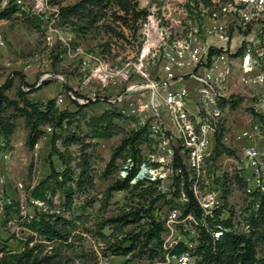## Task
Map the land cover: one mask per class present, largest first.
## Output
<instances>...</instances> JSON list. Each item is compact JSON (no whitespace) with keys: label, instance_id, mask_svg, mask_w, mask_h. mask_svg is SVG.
I'll use <instances>...</instances> for the list:
<instances>
[{"label":"rangeland","instance_id":"374dc122","mask_svg":"<svg viewBox=\"0 0 264 264\" xmlns=\"http://www.w3.org/2000/svg\"><path fill=\"white\" fill-rule=\"evenodd\" d=\"M80 1L61 0L57 8L61 11ZM214 1L218 0L206 6L200 0H136L137 9L148 16L137 23L129 16L124 24L118 18L124 14L115 0H101L103 6L107 4V12L89 29L85 19H63L62 14L53 20L15 9L0 12V16L5 15L0 17V263L7 255L23 252L28 243L29 248L45 246L42 255L58 248L68 264L111 259L117 256L114 251L119 247H133V259L150 255L148 247L143 248L148 215H144V223L126 224L120 219L135 209L144 210L152 190L129 186L109 191L119 179L123 160L137 156L136 149L147 152L154 146L149 135L142 133L135 147L127 145L109 167L122 142L145 129L127 104L118 99L126 96L130 87L158 76L165 44H171L176 35L186 34L190 23L201 25L202 15L213 11ZM205 22L209 23L207 19ZM240 40V36H234V51L239 49ZM213 42L216 40H210ZM249 45L244 42L241 47L247 49ZM262 47L264 44L260 53L252 47V56L255 70L264 73ZM237 68L225 91L230 101L221 105L218 117L221 145L216 157L228 160L227 182L230 173H234L232 181L236 180L235 162L229 160L237 158L238 134L254 126L264 132V81L242 85ZM8 81L11 86L2 90ZM60 98L64 101L61 104ZM10 101L20 108L36 105L43 111L52 103L50 118L39 129L34 147L28 143L31 130L27 115ZM88 101L96 102L80 108ZM62 113L70 117L60 128L57 125ZM8 125L14 127L10 135L6 134ZM54 136L63 161L52 154ZM51 163L60 174L70 171L72 175L69 206L60 190L46 192L45 202L32 196L50 175ZM237 196L235 193L234 201ZM43 216L53 217V222L62 219L60 226L70 233L67 242H47L29 228L35 217ZM254 238L258 264H264V229ZM112 262L124 264L123 259Z\"/></svg>","mask_w":264,"mask_h":264},{"label":"built area","instance_id":"2783aa9c","mask_svg":"<svg viewBox=\"0 0 264 264\" xmlns=\"http://www.w3.org/2000/svg\"><path fill=\"white\" fill-rule=\"evenodd\" d=\"M60 1L0 0V12L15 9L57 20ZM213 8L202 15L201 25L190 23L186 34L165 44L157 77L130 87L118 99L140 119L154 144L123 160L118 181L152 190L144 206L151 211L147 228L160 233L148 245L147 257L133 259L131 252L96 264H114V259L124 264H217L219 246L228 235L251 237L255 243V233L264 229V132L254 126L238 134L237 158L229 160L235 162V181L230 173L227 182L228 160L216 157L218 117L221 105L230 101L225 91L233 69L238 66L242 85L264 81L252 56V47L260 53L264 44V0H218ZM235 35L241 37L239 49L251 43L242 56L233 49ZM211 49L221 52L210 55Z\"/></svg>","mask_w":264,"mask_h":264},{"label":"trees","instance_id":"16d2710c","mask_svg":"<svg viewBox=\"0 0 264 264\" xmlns=\"http://www.w3.org/2000/svg\"><path fill=\"white\" fill-rule=\"evenodd\" d=\"M206 4V6L211 5V0H200ZM115 5L119 8V11L122 12L124 15L121 17H118L119 20H125L127 17H133V21L137 23L141 19L145 20L147 18V13L142 10H138V5L136 0H115ZM103 8V11H97L96 9ZM107 4L103 6V2L101 0H81L78 4H76L73 7L64 8L61 10V14L63 15V19H68L69 17H73L74 19H80V20H86V29H89L90 27L94 26L96 23H98L101 18L105 15L107 12ZM13 10V9H12ZM5 11H3L4 13ZM8 13V11H7ZM5 15H1L0 17H3ZM125 24V21H124ZM215 52L220 53L221 50L211 49L210 55H213ZM245 49L241 48L237 52V56L244 55ZM11 86V81H8L6 86L4 88H1L2 90L7 89ZM21 93L23 92V89L21 90ZM7 100V99H6ZM96 101H88L87 105L80 106V108L87 107L89 105L94 104ZM226 103V101H225ZM10 104L15 106L18 110L21 112H24L29 120V126H30V136L28 138V143L30 146H35L40 135L39 129L45 125L46 121L50 118V110L52 103H50L49 110L43 111L36 105H29L26 108H20L19 104H17L15 101H10ZM70 117L69 113H62L59 116L58 120V127L63 126V122ZM6 134L10 135L13 132V125H8ZM147 129H143L142 131L136 132L132 135L131 138L125 139L122 142V145L118 147L111 158V161L109 163V167H113L116 160L121 156L122 151L126 148L127 145H131L132 148L135 147L137 141L139 140V137L142 133L146 134ZM218 132V131H217ZM34 134V136H33ZM218 135V133H217ZM216 135V140L218 145H221V137ZM56 137L54 136L52 138V154L57 155L62 161H63V154L61 151L57 148L56 145ZM137 150V153L140 151ZM137 157V156H135ZM51 173L47 177L45 181H43L33 192V198L35 200H39L42 202H45L47 200L46 192H52V194H55L57 190H60L63 192V195L65 199L67 200L66 205L69 206L72 203L71 198V192L73 191V187L70 184L72 178L70 176V171H66L64 174H60L51 163L50 165ZM129 182H121L117 181L115 182L109 189L110 192H117L123 189L128 188ZM137 188V187H134ZM152 194V192H151ZM155 200L152 201L151 205ZM151 211H145L140 209H135L134 212H130L129 214L125 215L123 219H120L121 221H126V224H133L137 223L141 220L142 214L150 215ZM53 217H41L37 219L35 217L32 221V223L29 226V228L36 234L40 235L45 241L52 242V241H61V242H67L70 236V233L67 231V229L62 225L60 226V222L62 219L58 217L56 221H52ZM159 233L160 229L150 228L147 232L146 240L144 242L143 248L148 247V245L154 241L159 240ZM244 246L242 247V245ZM45 246L43 245H36L33 248H29V243L27 244L26 249L18 254L15 255H7L5 256L0 264H68V260L62 256L60 250L58 248H53V250L45 255H42L45 251ZM133 247L124 248L119 247L117 251H114L117 256L121 254H129L132 252ZM151 257L154 256V251H151ZM217 264H258L257 259V252H256V246L253 242L252 238H247L246 236L239 237L235 235H228L223 243L219 246L218 249V258H217Z\"/></svg>","mask_w":264,"mask_h":264}]
</instances>
